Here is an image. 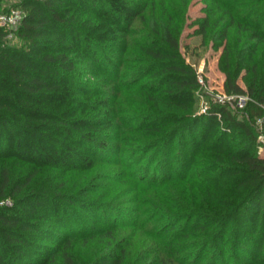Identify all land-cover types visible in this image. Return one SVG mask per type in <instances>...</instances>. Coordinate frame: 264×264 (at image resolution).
<instances>
[{
    "label": "rangeland",
    "instance_id": "obj_1",
    "mask_svg": "<svg viewBox=\"0 0 264 264\" xmlns=\"http://www.w3.org/2000/svg\"><path fill=\"white\" fill-rule=\"evenodd\" d=\"M24 1L0 0V16H10L16 9L26 16L20 8ZM126 1L132 7H141L129 34L115 47L94 45L98 54L95 58L86 51L82 28V23L92 21L96 13L92 1L62 0L56 6L60 23L52 22L49 34L62 37L66 53L75 62L70 77L77 95H87L92 101L107 99L113 128L103 136L107 149L88 153L95 165L89 169L82 163L78 169L63 172L32 166L28 159H20L18 151H12V143L0 144V165L7 166L14 182L24 183L31 168L36 167L38 177L32 189L55 188L63 183V191L79 200L78 206L66 210L59 209V205L67 204L58 200L41 202L37 210H32L40 213L41 232L15 229L17 242L0 235V263L64 264L62 253L74 246L98 258L121 257L122 264H264V234L260 228L264 197L255 229H249L245 223L253 224L258 208L253 207L251 192L241 183L246 176L220 169L228 161L222 160L221 150L211 141L220 131L225 132L227 144L245 140L246 135L239 126L229 128L220 116L215 124L202 118L205 109L216 105L212 93H227L229 78L244 89L245 95L253 87L255 98L264 96V38H249L248 32L241 39L235 27L221 38L220 30L228 17L213 8L212 0ZM178 15L184 17L177 21ZM176 24L179 56L195 73V87L177 97L186 110L175 107V73L162 71L164 66L153 68L156 61L150 55L153 49L162 55L174 54L164 36L171 30L175 37ZM0 30L7 32L4 39L0 38L1 49L14 55L29 53L30 48L17 35L18 29L13 36L8 35L9 28L0 26ZM42 45L44 42L38 47ZM105 55L114 60L115 66L105 61ZM164 59L159 63L171 61ZM199 71H203L206 86L198 82ZM4 75L11 74L4 70ZM62 75L64 72L58 69L53 74L38 73L37 77L54 83ZM228 108L237 122L245 123L253 132L259 146L264 134V126L257 123L260 118L251 116L246 108ZM106 112L99 106L91 118L104 121ZM175 115L201 120L191 134L175 139ZM8 132L0 131V135ZM16 138L13 134L12 139ZM23 144L25 148L28 145ZM43 145L38 140L34 149H48ZM24 154L22 151L20 155ZM258 156L264 158V150L258 151ZM26 201L31 205L36 202ZM15 203L8 196L0 200V210L6 207L11 215L34 223V218L23 214L24 207L11 212ZM245 207H250L248 219L226 220L236 213L242 216ZM224 221L219 229L218 224Z\"/></svg>",
    "mask_w": 264,
    "mask_h": 264
},
{
    "label": "trees",
    "instance_id": "obj_2",
    "mask_svg": "<svg viewBox=\"0 0 264 264\" xmlns=\"http://www.w3.org/2000/svg\"><path fill=\"white\" fill-rule=\"evenodd\" d=\"M61 1H24L20 8H23L27 15L24 17L17 35L28 45L29 53L14 55L0 48V131H9V135H0V144L5 141L12 143V151H18L20 159H25V162L28 159L32 166L63 172L78 169L80 163L84 164L85 168H93L95 166L94 161L90 159L88 153L92 149L98 151L107 149L108 144L103 136L105 132L113 128V123L108 114L109 102L107 99L92 101L87 95H82V97L77 95L78 89L70 77L75 70V62L66 53L67 47L62 37L49 34L52 22L60 23L61 17L56 12V6L62 3ZM91 1L90 4L96 9V13L92 21L82 23V28L85 32L86 51L95 58L98 54L94 45L101 47L118 46L122 37L129 34V28L138 16L141 7H132L126 0ZM212 1L214 3L213 8L222 10L223 15L228 17V22L220 30L221 38H226L228 31L234 27L241 39L248 32H250L249 38H264V0ZM235 8L238 10H234ZM46 13L50 15V18H47ZM180 17L182 19L184 16L178 15L175 20L178 21ZM217 22L220 23L221 20ZM3 31L0 30V38L4 39L7 32ZM178 31L179 25L177 24L175 25V37L171 30L165 31L164 39L173 48V55H162L155 49L151 51L150 55L156 61L153 68L157 70L164 66L162 71L175 73V81H173L176 92L175 107L186 110L185 103L177 97L195 87V73L183 65L179 56L180 33ZM43 42L44 45L38 47ZM231 49L229 46V52ZM38 56H42V58ZM164 58H171V61L162 65L159 62L165 60ZM104 59L109 65L115 66L114 60L109 55H105ZM58 69L60 72H64V75L56 77L54 83L45 80L44 77H37L38 73L42 75L53 74L58 72ZM4 70L10 72L11 75L9 77L4 75ZM249 89L250 94L248 93V96L252 101L247 106L246 112L251 111V116L264 119V96L261 94L257 99L254 97L257 94L255 89L253 87ZM226 91L228 94L234 95L247 94L232 78H229L227 82ZM99 106L107 110L104 121H95L91 118L92 113ZM218 117L221 121L229 123V128L232 125L239 126L246 135V141L239 140L227 144L225 143V132L220 131L211 141L214 142L213 146L216 149L221 150L222 160L228 161V163L220 165V169L226 173L245 174L246 177L241 180V183L251 192L250 201L252 200L253 207L257 206L258 208L254 211L256 215L261 209L264 197V158L258 156L257 137L245 123H239L234 119L233 112L228 106L215 105L202 118L211 120L215 124ZM200 120L185 115H175V124H177L174 130L175 139L191 134L190 130L198 125ZM13 134H17L16 139H12ZM32 139L34 140L30 143ZM38 140L48 149L46 147L45 149L44 147L34 149ZM23 142L28 144L26 148ZM224 143L227 145H225L226 147L222 146ZM239 148L241 149L239 150ZM22 151L25 153L24 155H20ZM230 161H235L236 165H228ZM0 171V200H4L8 196L13 200L15 199L16 205L11 212L24 207L23 214L35 220L34 223H28L16 215H11L12 213L10 214L6 207L3 208V211L0 210V235L11 242L19 241L13 236L16 232L15 229L22 232H41L43 227L40 221V213L32 211L37 210V207L42 204L41 202H57L58 200L67 204L59 205V209L63 210L68 209L69 206L79 205L78 197L63 191V183L58 184L55 188H52L51 185L46 186L47 188L32 189L31 185L38 177L36 167L31 168L29 175L22 184L13 181L6 165H0ZM25 194L27 196L21 199L20 196ZM28 199H35L36 202L33 205L28 204L26 201ZM30 209L32 212L26 213ZM244 209V211L241 210L242 216L236 213L229 220L228 218L226 220L231 222L233 219L241 217L245 221L249 218L246 212L250 210V207ZM53 210L56 212L55 208ZM258 218L259 214L254 218L252 225L248 221L245 225L249 229L251 227L255 229L254 225L257 223L254 224V222H257ZM224 223L225 221L220 222L218 228L221 229ZM260 228L264 234V214L260 220ZM261 238L263 237L261 236ZM61 257L64 264H122L121 257L105 255L98 258L93 253L74 249V246L64 250ZM1 260L0 257V262Z\"/></svg>",
    "mask_w": 264,
    "mask_h": 264
},
{
    "label": "built area",
    "instance_id": "obj_3",
    "mask_svg": "<svg viewBox=\"0 0 264 264\" xmlns=\"http://www.w3.org/2000/svg\"><path fill=\"white\" fill-rule=\"evenodd\" d=\"M25 17V12L21 9H16L12 11V15L7 17L0 16V26L11 29L8 35L13 36L14 30L19 29L23 19ZM198 82L201 86H206L205 77L203 71L198 72ZM212 99L216 105L233 107L237 111L245 110L249 103L252 101L248 95H234L228 93H212ZM210 109H205L204 114L208 113ZM257 123L264 126V119H258ZM262 142L259 145V152L264 150V134L261 136Z\"/></svg>",
    "mask_w": 264,
    "mask_h": 264
}]
</instances>
